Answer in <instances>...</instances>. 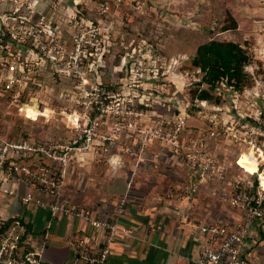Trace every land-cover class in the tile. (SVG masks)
I'll return each instance as SVG.
<instances>
[{
  "label": "built area",
  "instance_id": "obj_1",
  "mask_svg": "<svg viewBox=\"0 0 264 264\" xmlns=\"http://www.w3.org/2000/svg\"><path fill=\"white\" fill-rule=\"evenodd\" d=\"M11 2L15 10L20 9L21 1ZM30 7L32 8V5ZM70 14L67 13L60 18L61 20H57L58 26L55 28L49 26L44 18L28 23L23 17L18 16L19 14L2 17V22L13 41L18 44L31 38L33 43V48L26 51L23 50L25 46L18 45L16 52L9 51L6 59L0 61V85L4 92L10 91L8 108L30 124L60 119L62 123L58 128L67 131V138L47 141V145H44L33 139L7 140L0 137V170L7 178L24 181L28 187V192L23 196L24 201H33L48 207L53 215L59 212L76 216L96 228L103 229L106 237L98 249H94L92 240L83 234L74 237L71 245L78 258L85 264H105L117 231V217L122 212L125 198L120 199L117 214L111 219L70 206L61 199L64 178L67 167L73 163V154L91 150L96 161L102 163L105 159L104 154L109 152L108 148L104 147L105 143L107 141L114 143L124 130H130L139 144L136 166L143 160V150L152 142L159 141L172 153V157L187 162L191 172L205 184L215 177H223L227 170V164L221 158L218 149L222 145L220 135L224 133L216 126L208 132L190 133L186 128L183 111L171 117L159 115L156 119L147 120L142 124L139 120H142L146 113L128 106L126 110L115 109L119 115L111 127L113 133L110 135L106 127H103L107 115L113 111V108H108L107 101L114 98L118 92L91 81L86 62L93 54L88 44L89 30L85 25H79V21L74 20ZM60 23L67 26L69 32L67 37L59 28ZM49 60L54 64L56 71L59 69L65 74H72L70 70L76 72L73 86L66 87L67 90L54 97L51 83L39 80L35 76L37 66H42ZM30 83L36 84L39 89L28 91ZM26 91L27 94L24 96ZM27 107H32L37 113L35 118L27 115ZM46 109L47 114L44 113ZM123 115L130 118L126 119ZM263 115L264 110L258 109L254 117H251L264 124V120H259ZM250 125V121L245 120L240 126L247 132ZM229 142L231 143V140ZM123 150V147L118 145V152ZM40 152L47 155L48 162H42ZM31 153L32 159L27 160ZM261 163L257 161V167L263 172V167L260 169ZM136 172L134 170L133 173ZM255 173L257 174L255 187L251 180L236 177L235 186L241 184L242 187L235 189L232 194L211 188L219 200L243 214L236 226L230 230H225L218 222H205L199 226L200 232L208 241L201 247L195 264H247L243 257V242L249 235L251 224L264 216V185L261 184L259 173L257 171ZM183 188L187 191H183ZM195 191L196 187L184 180L181 184L168 189L167 196L185 200ZM188 205L190 207L193 205L192 199L188 200ZM125 233L132 234L131 230H126ZM26 234L27 229L23 220L20 217L14 218L0 236V264H48L38 250L21 251V240Z\"/></svg>",
  "mask_w": 264,
  "mask_h": 264
},
{
  "label": "rangeland",
  "instance_id": "obj_2",
  "mask_svg": "<svg viewBox=\"0 0 264 264\" xmlns=\"http://www.w3.org/2000/svg\"><path fill=\"white\" fill-rule=\"evenodd\" d=\"M7 1L13 5V0ZM5 2L6 0H0L3 6ZM74 3H86L87 16L83 20H76V11L67 7L58 15L57 20L71 13V17L79 21V25H85L90 34L88 44L93 52L91 58L96 62L100 60L102 53L108 54L103 57L106 61V79L121 81L119 87L111 89L118 93L107 101L108 108H113V111L107 115L103 127H106L110 135L113 133L111 127L119 115L115 109L126 110L131 106L140 110L136 104L142 102H146L150 108L155 101L157 105H163L161 101L175 103L180 111L191 109V116L193 107H186V102L191 101L200 77L198 71L189 64L196 46L210 38L242 43L249 55L242 90L229 91L223 85L221 89L227 92H222L221 89L218 92L232 98L231 106L224 104L220 110H215L217 107H204L193 113V116L197 115L201 120H206V123L209 121L211 126H216L224 133L220 135L222 145L218 149L228 166L227 176L254 179L251 173L257 171V161L264 162V124L252 118L256 110H264V0H74ZM11 6H8L11 12H6V16L19 12V9L15 10ZM229 14L237 20L238 27L222 30ZM120 65L123 66L122 70ZM58 72L63 73L59 69ZM129 98L132 100H128ZM167 108L171 111L162 113L155 109L151 112L153 115H147L145 111L146 116L139 120L140 123L145 124L147 120L156 119L159 114L171 117L178 113L176 110L172 111L170 105ZM32 109L27 107L29 117H35L30 113ZM123 117L130 118L128 115ZM244 117L251 118L247 132L240 126ZM17 119L23 117L18 115ZM259 120H264V115ZM13 121L15 116H7L0 96V136L16 135L7 131V126L13 125ZM51 121L37 122V127L33 130L35 140L47 135L52 138L53 128L56 125L61 126L62 122L58 119L53 122L54 125L48 126ZM130 132L124 130L116 138L118 143V139L123 137L119 146L123 147L124 150L120 153L126 158L134 156L132 151L135 150V138ZM142 156V161H147V152L142 153ZM161 156L165 157V152ZM136 161L137 156L135 163ZM135 163L133 171L130 170L132 172L139 167ZM169 167L172 173H181L176 164L171 162ZM258 173L262 174L261 181L264 185V165L263 172ZM255 175L257 179V174Z\"/></svg>",
  "mask_w": 264,
  "mask_h": 264
},
{
  "label": "crops",
  "instance_id": "obj_3",
  "mask_svg": "<svg viewBox=\"0 0 264 264\" xmlns=\"http://www.w3.org/2000/svg\"><path fill=\"white\" fill-rule=\"evenodd\" d=\"M23 120L31 139L35 140V128ZM54 121L48 126L54 125ZM11 127V124L7 126L8 132ZM0 137L17 140L15 136ZM50 137L41 136L39 140H53ZM157 146L161 148L159 152L156 145L146 147L147 161L138 163L135 174L132 172L135 161L118 151L105 157L102 163L96 161L91 150L77 152L67 167L63 194L70 206L111 219L117 214L120 199L125 198L105 264H195L201 247L208 241L199 226L205 222L231 224L241 217L239 211L223 203L208 185L199 181L183 159L169 156L159 160V153L167 149ZM171 162L181 173L171 172ZM182 180L189 181L196 191L185 200L167 196L168 189ZM27 192L24 181L7 178L0 170V225L20 217L27 229L28 243L46 263L85 264L78 258L71 240L83 234L98 249L105 241L106 232L79 217L59 212L53 215L48 207L24 201ZM126 230L132 234H126ZM242 250L247 264H264L263 220L256 219L251 224Z\"/></svg>",
  "mask_w": 264,
  "mask_h": 264
},
{
  "label": "trees",
  "instance_id": "obj_4",
  "mask_svg": "<svg viewBox=\"0 0 264 264\" xmlns=\"http://www.w3.org/2000/svg\"><path fill=\"white\" fill-rule=\"evenodd\" d=\"M22 5L19 9L18 16H21L25 19L26 22L32 23L36 22L39 18H44L49 26L55 28L57 25V18L58 15L64 11L67 7L73 8L76 13L78 19H84L85 16H87V9L85 7L86 3H74V0H62L61 2H57V0H20ZM32 5V8L30 7ZM8 6H11L9 1L6 0L4 3V6L0 3V61L5 60L6 57L9 54V51L16 52L18 50V45H23V50L26 51L28 48H33L32 39L28 38L23 43L17 44V42L13 39H11V35L7 29V27L2 22V15H7L6 12L10 13L11 11L8 9ZM3 7V8H2ZM13 9L15 8L14 5L11 6ZM11 8V9H12ZM82 9V10H80ZM16 14V15H17ZM87 18V17H86ZM238 27L237 20L232 16L228 15V20L225 25H223L222 30L227 29H236ZM64 36H68V28L66 26H60L59 27ZM68 32V33H67ZM11 40V41H10ZM70 48V45L68 46V49ZM108 54L103 53L101 54L99 61H94L91 57L86 59L88 72L91 81L96 82L100 84L101 86L106 87L107 89H115L116 87L120 86L121 81H117V79L113 80L110 78L109 80L106 79V73H105V66L106 61L104 60V56ZM105 56V57H107ZM111 56V55H110ZM249 55L247 52V49L243 47L242 43L234 40H225L221 38H210L208 40H205L203 42H200L194 51V55L190 59V66L198 71L199 73V79L196 82V89L194 90L193 96L191 98V101H188L187 106L191 105L193 107V112L191 116H189V109H184V116H185V122H186V128L190 131V133H194L195 131H201V132H208L212 130L215 126H211L210 122H205L206 120H201L198 118L197 115L193 116V113L198 112L201 109H204V107H212L220 110L224 104H228L231 106L230 98L225 97L223 94L219 93L218 90L223 87V85L229 89V91H237L240 92L243 88L245 78H246V72H245V66L248 62ZM101 62V63H99ZM64 63V62H63ZM123 66L120 65V69L122 70ZM72 74H65V73H59L55 70L54 64L52 61H46L44 65L37 66L35 76L39 80H45L46 82H50L53 86L52 95L53 97L58 95L61 91L67 90L66 87L70 86L72 87L74 84V74L76 73L73 70H70ZM32 89H39V87L36 84L30 83L29 90ZM222 92H227L223 88L221 89ZM27 91L24 93V96H26ZM0 96L3 101V106L6 107L9 97H10V91L3 90V87L0 85ZM163 105H157L156 101L153 103L154 109L150 108L146 102L138 103L136 104L137 108H140V110L146 111L147 114L153 115L154 113H151L155 109H157L156 112H162L166 113L169 109L167 108L168 105L172 107V111L178 113L181 109L178 110L176 107L177 105L175 103H170L166 101H161ZM177 108V109H176ZM10 113L7 112L6 107V113L7 116L11 117L12 115L15 116V121H13V125L11 127V132H13L16 135H10L15 136L17 139L24 138V139H31V132L28 131L27 126L24 127L23 119H17L18 114L10 109ZM171 110H169L170 112ZM145 112V113H146ZM160 115V114H159ZM157 115V116H159ZM35 116V115H34ZM197 116V117H195ZM36 117V116H35ZM33 117V118H35ZM20 118V117H19ZM245 120H251V118L244 117ZM254 122V121H253ZM32 128L34 127L36 129L37 122L31 123ZM48 125V124H47ZM44 126V125H41ZM206 127V128H205ZM6 129V127H4ZM31 129V128H30ZM33 130V129H32ZM52 138L53 140H59V139H65L67 138V131L61 130L57 126L56 128H53L52 130ZM36 141V140H35ZM37 143H42L44 145H47V140H38ZM123 142V137H120L117 141L114 143H110V141H107L105 143L104 147H107L109 152L104 154V157H107V155L112 154V151L116 153L118 151V145ZM134 148L136 152H133L134 156H130L129 159L132 160V162L135 161V157L137 156V153L139 151V144L134 140ZM161 145L159 141H154L149 145H156V148L158 147V151H160L161 148L157 145ZM148 145V146H149ZM146 149V148H145ZM143 150V153L146 152V150ZM162 153V152H161ZM161 153H159V157L161 156ZM42 162H48V157L45 153L40 152L39 153ZM169 156H172V153L167 150L165 152V157L160 158L159 160H162L164 158H168ZM33 157V153H31L27 160H31ZM186 165L188 167V164L186 162ZM185 165V166H186ZM264 163L262 162L260 164V169L263 167ZM53 167V165H51ZM189 168V167H188ZM158 169V168H157ZM228 166L227 170L224 173L223 177H215L214 179L208 181L205 183V185H208V188H217L219 191H224L227 193L232 194L235 189H240L242 187L241 184L235 186V178L236 177H229L228 175ZM257 172H260L257 167ZM192 173V172H191ZM250 173V172H249ZM194 174V173H193ZM252 176H254V179L251 181L254 184V187L257 185V179L255 178V173H251ZM250 180V179H248ZM183 181V180H182ZM181 181V183H182ZM64 189L62 190V197L61 199H64L63 194ZM65 200V199H64ZM231 208V207H230ZM233 209V208H231ZM234 210V209H233ZM241 216L243 213H241ZM257 219H261L264 221V216L259 217ZM13 220V219H12ZM239 221L233 222L231 224L226 223H220L225 230L233 229L236 224ZM11 223H6L5 225H0V236L3 234L7 228V226ZM20 249L22 252H26L29 250H34L32 246L27 242V235L22 237L21 240V246ZM84 263V262H83Z\"/></svg>",
  "mask_w": 264,
  "mask_h": 264
},
{
  "label": "bare ground",
  "instance_id": "obj_5",
  "mask_svg": "<svg viewBox=\"0 0 264 264\" xmlns=\"http://www.w3.org/2000/svg\"><path fill=\"white\" fill-rule=\"evenodd\" d=\"M47 112H48V110L46 109V110L44 111V113L47 114ZM30 113H31L32 115H36V114H37V113H35L34 109L30 110ZM259 178H260V181H261V180H262V174H261V173H259ZM261 184L263 185L262 181H261Z\"/></svg>",
  "mask_w": 264,
  "mask_h": 264
}]
</instances>
